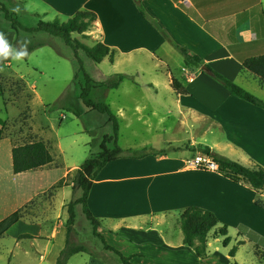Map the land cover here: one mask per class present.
Returning a JSON list of instances; mask_svg holds the SVG:
<instances>
[{
	"label": "crops",
	"instance_id": "1",
	"mask_svg": "<svg viewBox=\"0 0 264 264\" xmlns=\"http://www.w3.org/2000/svg\"><path fill=\"white\" fill-rule=\"evenodd\" d=\"M39 1L46 6L41 12L44 17L52 13L56 18L70 19L79 11L95 13L97 21L89 34L94 44L102 42L117 53L146 52L157 60H172L179 52L164 39L157 23L175 44L264 102V86L242 66V60L264 55V0H141L148 16L140 13L135 0ZM203 71L202 67L185 65L182 85L189 95L173 91L175 110L158 112L152 107L146 113L149 128L162 132L164 139L159 145L143 148L173 149L162 156L123 158L109 163L98 174L90 192L89 209L101 223L98 233L108 245L131 258L133 264H214L216 256L211 250L208 258L201 259L184 244L179 221L190 207L214 213L220 222L218 228L229 224L221 214L251 212L254 219L237 220V228L245 227L264 239V232L260 231L264 206L257 204L264 203V189L256 190L219 172L188 165L202 154L198 147L205 146L246 167H264V109L233 96ZM146 86L157 91L155 84ZM135 113L144 114L139 108ZM187 145L192 151L186 149ZM59 181L39 190L38 196L47 194ZM67 188L73 186L57 189L44 203L49 210L42 218H22L0 241L8 240L18 247L19 237L30 235L34 239L29 240V248L37 249L38 242L39 263L56 264L67 239L65 207L71 202L66 198ZM15 211L0 217V222ZM4 251L13 257L8 244L2 243L0 252ZM89 251L90 254L74 255L68 264L83 255L87 257L82 264H122L116 254L105 248L104 253Z\"/></svg>",
	"mask_w": 264,
	"mask_h": 264
},
{
	"label": "rangeland",
	"instance_id": "2",
	"mask_svg": "<svg viewBox=\"0 0 264 264\" xmlns=\"http://www.w3.org/2000/svg\"><path fill=\"white\" fill-rule=\"evenodd\" d=\"M14 13L16 18L25 26L36 27L40 20L53 21L58 19L67 22L65 17H54L52 13L42 16L45 5L39 0H0ZM41 15V16H40ZM92 29L87 32L89 36ZM4 35L10 45V55L0 58V217L22 209L23 217L33 220L42 218L48 210L44 203L48 202L57 191L56 187L64 173L72 169L65 181L66 186H73L75 170L79 169L85 160L100 151V145L105 135L112 134V125L106 115L87 110L78 99L84 76L78 72V63L73 51L63 40L47 34H17L11 30L3 14L0 12V33ZM82 36H76L83 43L93 46L94 41ZM44 44L43 47L29 53L31 46ZM26 52L28 58L15 59L17 52ZM84 67L89 76L97 83L107 81L111 76L124 74L133 77V81L126 80L118 90H108L98 87L91 97L95 101L109 104L120 120L119 146L129 148L125 150L140 151L143 146L159 145L164 139L162 132H153L148 125L146 113L155 107L158 112L167 109L175 110L176 95L170 86L171 74L183 83L184 60L179 53H175L172 60L161 58L157 60L146 52L132 54L117 53L115 63L111 64L106 58L96 64L80 54ZM160 56V55H159ZM139 84L136 86L134 84ZM155 84L157 91L146 85ZM69 93L71 100L82 111L83 116L77 117L63 108L51 110L65 93ZM143 111L138 116L135 109ZM157 121V119H155ZM167 136V135H165ZM209 138V137H208ZM44 142L53 158V164L44 170L30 171L15 175L13 173L12 150L33 142ZM136 147V148H135ZM150 149V148H148ZM153 149V148H151ZM173 147L155 150L171 151ZM188 151L192 147L186 146ZM200 151H198L199 153ZM201 153V152H200ZM59 181L45 195L38 196L42 190ZM60 189V188H59ZM81 195V191L66 189L67 200L72 201ZM62 195L57 198L61 201ZM70 203V202H69ZM68 203V204H69ZM67 204V205H68ZM67 205L65 208H67ZM62 213L60 208L56 209ZM67 211V209H66ZM66 215L67 212L65 213ZM77 218L71 241L74 245H83L98 253H104V245L93 235V227L87 220L83 209L76 210ZM263 217L260 220L264 221ZM228 220V237L231 243L228 247L223 244V238L217 239L211 234L208 251L216 256L214 264H264V243L250 239L241 232L236 225L237 220L254 219V214H221ZM45 218V217H44ZM62 217L58 219L60 223ZM67 226V225H66ZM255 228H258L254 225ZM264 232V225L261 226ZM259 230V229H258ZM77 231V232H76ZM3 239V238H2ZM30 239L20 240L18 247L11 241L1 240L0 245L8 244L13 257L7 252H0V264H40L37 249L32 250ZM110 244V243H109ZM236 247L235 258L229 256ZM210 252V251H209ZM86 254V253H84ZM83 255L71 261V264H82ZM117 259L116 256H113ZM47 264V263H41Z\"/></svg>",
	"mask_w": 264,
	"mask_h": 264
},
{
	"label": "trees",
	"instance_id": "3",
	"mask_svg": "<svg viewBox=\"0 0 264 264\" xmlns=\"http://www.w3.org/2000/svg\"><path fill=\"white\" fill-rule=\"evenodd\" d=\"M135 1L138 5L140 13L143 16H148L142 6L141 0ZM0 12L3 14L5 20L10 23L11 30L15 31L17 34L20 32L27 34L43 33L63 40L65 45L73 51L75 60L78 63V72L75 74V79L77 80L79 73L84 76V84L81 86V92L78 99L87 110L106 115L112 125V134L105 135L103 137V141L100 145V151L96 154H91L82 166L75 171V176L72 181L73 190L81 191V195L67 205L68 220L66 226V245L60 253L56 264H68L69 260L74 255L91 253L86 246L74 245L71 241L76 224V209L78 206L82 207L87 220L93 227V235L102 242L104 248L107 251H111L116 254L120 258L122 264H133L131 258L124 256L119 250L108 245L105 238L98 233L101 223L94 217L88 206V199L94 185V181L100 171L109 163L123 158L143 159L148 156H162L166 153L165 151L156 152L151 148L142 149L140 151L123 150L119 146L121 125L118 116L113 112L109 104L95 101L91 97L93 91L98 87H103L108 90H118L124 81H133V77H129L124 74H116L111 76V78L107 81L97 84L86 72L84 62L80 54L83 53L87 59L96 64L102 63L106 58L111 64H114L117 54L115 49H112L102 42H96L93 46H90L76 38V36H82L86 39L90 38L87 35V32L95 26L97 21V15L93 12L79 11L67 22H61L58 19L53 21L40 20L36 27L25 26L2 2H0ZM155 26L161 32L164 39L183 56L187 67H205L206 69L203 72L219 82L233 96L264 109V102L256 98L238 84L216 72L209 65L205 64L204 61L197 55L191 54L187 49L175 44L170 38V35L166 31L160 29L157 23H155ZM6 34L7 32L3 33V35ZM43 46L44 44L41 43L31 46L29 53ZM23 58L27 59L28 54L24 55ZM242 66L244 71L258 78L261 85L264 86V55L242 60ZM170 82L171 88L177 95H189V92L182 85V83L172 74ZM59 108H63L77 117L83 116V111L76 104H74L71 100L70 94L67 92L52 106L51 110ZM1 123L2 121L0 119V124ZM2 132L3 130L0 127V136ZM198 148L202 154H207L214 158V160L220 165L219 173L225 178H228L235 183L248 184L256 190L264 189V167L258 165H255L254 167H246L226 157L214 154L209 147L199 146ZM12 162L13 173L15 175H19L49 166L53 164L54 158L48 146L44 142L40 141L15 147L12 150ZM65 184V181L61 180L56 189L62 188ZM257 204L264 206V203L261 201H258ZM22 218H24L23 212L22 209H19L2 220L0 222V239L4 238L7 231ZM179 224L184 235V244L192 248L201 259H206L210 255L208 251V244L211 239V234H213V236L217 239L223 238V244L225 247H228L231 243V240L228 237L227 225H223L218 228L220 222L217 216L206 209L199 207L187 208L181 215ZM239 230L243 232L241 235L245 233L250 239L258 240L264 243V239H261L257 234L250 232L245 227H240ZM19 239H34V237L30 235H22ZM236 253L237 248L234 247L230 251L229 256L231 258H235Z\"/></svg>",
	"mask_w": 264,
	"mask_h": 264
},
{
	"label": "built area",
	"instance_id": "4",
	"mask_svg": "<svg viewBox=\"0 0 264 264\" xmlns=\"http://www.w3.org/2000/svg\"><path fill=\"white\" fill-rule=\"evenodd\" d=\"M188 165L194 169L204 170V171H213L219 172L220 165L214 160V158L207 154H198L191 161L188 162Z\"/></svg>",
	"mask_w": 264,
	"mask_h": 264
},
{
	"label": "clouds",
	"instance_id": "5",
	"mask_svg": "<svg viewBox=\"0 0 264 264\" xmlns=\"http://www.w3.org/2000/svg\"><path fill=\"white\" fill-rule=\"evenodd\" d=\"M10 54V45L6 41L4 35L0 33V58H7ZM24 55H26V52H17L15 54V59H21ZM2 70L3 69H0V71Z\"/></svg>",
	"mask_w": 264,
	"mask_h": 264
},
{
	"label": "water",
	"instance_id": "6",
	"mask_svg": "<svg viewBox=\"0 0 264 264\" xmlns=\"http://www.w3.org/2000/svg\"><path fill=\"white\" fill-rule=\"evenodd\" d=\"M203 68V70H205L206 68L205 67H202Z\"/></svg>",
	"mask_w": 264,
	"mask_h": 264
}]
</instances>
